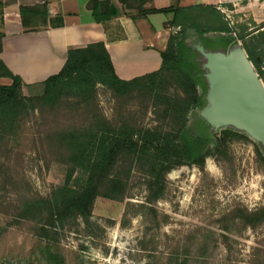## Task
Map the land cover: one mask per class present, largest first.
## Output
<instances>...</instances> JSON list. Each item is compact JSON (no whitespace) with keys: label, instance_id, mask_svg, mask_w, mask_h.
Here are the masks:
<instances>
[{"label":"rangeland","instance_id":"rangeland-1","mask_svg":"<svg viewBox=\"0 0 264 264\" xmlns=\"http://www.w3.org/2000/svg\"><path fill=\"white\" fill-rule=\"evenodd\" d=\"M223 14L236 33L261 24L249 14ZM35 106L0 139V264H47V245L65 264H264V222L250 226L244 218L264 205V164L259 145L243 133L203 167L171 170L155 201L147 176L131 157H120L115 173H124V197L98 196L88 223L77 220L42 237L40 224L21 217L24 204L64 183L73 137L122 123L163 129L169 121L146 94L118 97L102 86L89 104L62 99L55 107Z\"/></svg>","mask_w":264,"mask_h":264},{"label":"trees","instance_id":"trees-1","mask_svg":"<svg viewBox=\"0 0 264 264\" xmlns=\"http://www.w3.org/2000/svg\"><path fill=\"white\" fill-rule=\"evenodd\" d=\"M127 2V0H121ZM140 12L172 14L169 25L174 27L161 52L159 70L130 80L120 79L102 43L70 48L61 70L37 84H25L0 60V78L11 81L0 85V139L11 132L20 116L34 111L35 104L55 107L62 99H74L83 104L94 101L98 86L118 97L136 92L146 94L154 106L162 107V119L169 121L164 128H136L127 123L117 127L104 126L78 137H73L64 183L55 187L45 198L24 204L21 217L40 224L42 237L54 235L55 230L74 224L77 220L88 223L95 199L119 200L125 195L124 173H115L120 157L130 158L148 178V189L155 201L165 190V177L181 166L203 167L208 157L223 156L230 144L245 137L233 129L213 132L198 116L205 104L206 83L204 72L197 61L198 52L189 44L198 38L208 50L227 49L233 41H241L242 48L264 84V22L256 28L236 33L225 15L213 6H171L162 9L142 10L150 0H137ZM96 1L88 7L93 10ZM231 8V7H230ZM108 11L107 16L116 15ZM208 33L217 34L209 36ZM3 34L0 32V52ZM174 88L179 93L172 94ZM25 89L40 90L37 96H25ZM200 90L201 92L199 93ZM194 128L188 126L190 115ZM246 138V137H245ZM257 155L264 164L261 148ZM245 222L256 226L264 222V205L245 213ZM47 264H65L57 252L45 249Z\"/></svg>","mask_w":264,"mask_h":264},{"label":"crops","instance_id":"crops-1","mask_svg":"<svg viewBox=\"0 0 264 264\" xmlns=\"http://www.w3.org/2000/svg\"><path fill=\"white\" fill-rule=\"evenodd\" d=\"M90 1L98 3L94 10ZM195 5L264 22V0H150L142 10ZM111 10L117 14L108 17ZM172 18L170 13L140 12L137 0H0V60L25 84H37L61 70L70 48L98 42L116 75L130 80L160 69L161 52L177 30L169 25ZM10 83L0 78V85Z\"/></svg>","mask_w":264,"mask_h":264},{"label":"water","instance_id":"water-1","mask_svg":"<svg viewBox=\"0 0 264 264\" xmlns=\"http://www.w3.org/2000/svg\"><path fill=\"white\" fill-rule=\"evenodd\" d=\"M189 46L198 52L207 87L198 116L213 132L230 128L245 134L264 154V84L241 44L208 50L196 38Z\"/></svg>","mask_w":264,"mask_h":264},{"label":"built area","instance_id":"built-area-1","mask_svg":"<svg viewBox=\"0 0 264 264\" xmlns=\"http://www.w3.org/2000/svg\"><path fill=\"white\" fill-rule=\"evenodd\" d=\"M218 10H220L222 13H223V11H224V10H223L222 8H220V7L218 8Z\"/></svg>","mask_w":264,"mask_h":264}]
</instances>
